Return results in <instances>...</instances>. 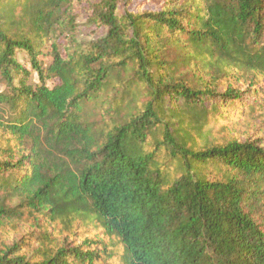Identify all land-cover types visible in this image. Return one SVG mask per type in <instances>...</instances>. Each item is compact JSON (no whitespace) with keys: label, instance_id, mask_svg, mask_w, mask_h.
Returning <instances> with one entry per match:
<instances>
[{"label":"trees","instance_id":"16d2710c","mask_svg":"<svg viewBox=\"0 0 264 264\" xmlns=\"http://www.w3.org/2000/svg\"><path fill=\"white\" fill-rule=\"evenodd\" d=\"M132 1L0 0V264L117 263L2 242L27 215L123 264H264V141L191 133L264 112V0Z\"/></svg>","mask_w":264,"mask_h":264},{"label":"rangeland","instance_id":"374dc122","mask_svg":"<svg viewBox=\"0 0 264 264\" xmlns=\"http://www.w3.org/2000/svg\"><path fill=\"white\" fill-rule=\"evenodd\" d=\"M157 3L156 0H133L129 8L133 11L139 8H142L144 11H158L159 5ZM86 22L85 16L79 20L82 29L79 35L81 41H91L105 34L103 28L92 27ZM231 82H234V80H231ZM235 85L245 90V85L241 82ZM210 127L202 132L191 131L197 137L200 145H206V143L218 144L228 139L246 140L261 138L264 141V112L257 116L247 113L231 126L229 124L223 126L221 123H218L211 124ZM45 235H48L49 240L52 242L58 243H63L68 238L69 242L74 241L75 245L81 244L85 238L102 240L111 252L118 255L113 262L116 261V264H123V248L116 240L111 242L102 229L99 228L98 224L90 220H76L72 223L71 229H69V226H64L59 221L52 222L48 218L40 217L34 219L27 215L19 223L7 226L3 230L1 241L7 244L20 242L22 253L31 255L34 250L38 249L39 243L43 241L47 243Z\"/></svg>","mask_w":264,"mask_h":264}]
</instances>
